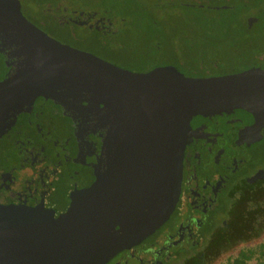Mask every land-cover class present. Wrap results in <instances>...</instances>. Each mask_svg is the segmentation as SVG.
Wrapping results in <instances>:
<instances>
[{"label": "flooded vegetation", "instance_id": "1", "mask_svg": "<svg viewBox=\"0 0 264 264\" xmlns=\"http://www.w3.org/2000/svg\"><path fill=\"white\" fill-rule=\"evenodd\" d=\"M59 1L55 7L47 4L52 18L45 20L37 13H24L26 2L35 10L38 4L18 0L26 19L49 37L114 65L135 71L172 66L188 76L202 71L197 77L264 70V0L256 4L216 0L217 5L208 6L218 12L214 18L191 21L201 54L213 55L197 65L184 57L185 49L179 56L180 42L163 34L161 46L152 44L147 54L173 59L141 60L138 52L122 50L126 38L141 39L137 24L109 12L105 5L93 10L86 3L78 7L80 0ZM174 5L193 6L183 0ZM146 39L153 41L152 36ZM221 43L224 51L218 49ZM59 63L53 60L49 66ZM43 65L40 40L0 21V83L21 75L18 82L0 87V204L40 207L57 218L68 209L72 196L91 186L117 157L123 195L145 198L137 219L161 205L167 195L162 154L146 149L124 123L114 128V115L96 92L77 89L67 78L48 97L36 95L30 101L19 93L32 75L30 70ZM190 127L191 140L182 152L183 182L172 212L151 234L104 264H192L216 245L219 229L229 225L232 214L263 212L264 129L254 126V116L233 108L196 115ZM118 230L115 225L110 232Z\"/></svg>", "mask_w": 264, "mask_h": 264}, {"label": "water", "instance_id": "2", "mask_svg": "<svg viewBox=\"0 0 264 264\" xmlns=\"http://www.w3.org/2000/svg\"><path fill=\"white\" fill-rule=\"evenodd\" d=\"M0 21L36 37L44 47L45 65L30 70L19 93L30 101L36 95L48 97L67 78L77 89L96 92L111 109L114 128L124 123L146 149L162 154L167 189L164 202L137 219L145 198L123 195L115 157L57 218L40 207L0 204V264H104L151 234L172 212L183 182L182 152L191 140L192 117L242 108L254 116L257 129H264L263 69L205 77L184 75L172 66L135 71L49 37L26 19L18 0H0ZM53 60L62 63L49 66ZM115 225L120 230L111 233Z\"/></svg>", "mask_w": 264, "mask_h": 264}, {"label": "rangeland", "instance_id": "3", "mask_svg": "<svg viewBox=\"0 0 264 264\" xmlns=\"http://www.w3.org/2000/svg\"><path fill=\"white\" fill-rule=\"evenodd\" d=\"M107 1V0H106ZM182 0H136L139 5L143 6V8L146 9L147 13H140L139 7L137 4L133 6V8H136L137 10H131L129 13L124 14L126 20H130L131 24H137L138 29L140 28L139 34H141V39H135L132 38H126L125 42H122V50L131 51L134 50L135 52L139 53V56L141 60H149L151 58L158 59V58H164L166 60H172L173 58L166 54H159V55H148V51L150 47L153 45L160 44L159 41H161L160 32L155 31L154 27H161L166 35V37H169L170 40H176L180 42V44L177 45L179 50V56L181 55L180 51L186 50L183 54L184 57L188 58V61L193 63L194 65L201 64L210 58H213L212 54L208 55H202L200 51H202V48L199 47L197 44V40L192 37V31L195 30L194 27L191 25V20L193 19V15L198 12L197 5H202L203 15L206 14L209 16L217 15L218 12H216L213 9H208V6L217 5L218 2L216 0H183L185 4L193 5L192 7H180L177 8V5H174V3H178ZM263 0L260 1L262 3ZM86 3L88 4L91 9H100V6H106L108 8V5L106 2L103 3L102 0H80V3L78 4V7L82 4ZM172 3V5H171ZM26 7H24V13L25 15H29V13L34 12V7L28 2ZM126 7H131V5H126ZM260 8V7H259ZM262 8L264 6L262 5ZM200 13V11H199ZM147 17L149 18H146ZM201 15V14H200ZM167 18H171L172 21L168 22ZM149 19H151V23L147 22ZM202 20H206L201 15ZM178 20L184 21L183 24L178 23ZM156 25V26H155ZM191 25V26H190ZM152 26V27H150ZM150 28H153L151 30ZM199 30V29H198ZM194 32V31H193ZM195 33V32H194ZM152 36V40L150 42V39H146V37ZM172 37V39H171ZM173 41V43H178ZM125 45V46H124ZM161 46V44H160ZM131 48V49H130ZM189 49V50H187ZM220 51H224L226 47L221 43V45L218 48ZM198 52V53H197ZM124 56V55H122ZM143 56V57H142ZM203 56H206L204 58ZM186 58V60H187ZM194 61H191V60ZM199 61H198V60ZM144 60V61H145ZM197 61V62H196ZM196 76H199L200 73H203L202 71H195ZM253 222L257 223L256 226H253ZM264 237V221H262L259 218L253 219L251 221H246L241 224V226L238 228L236 232V236L234 240H232L227 246H225L222 249L215 250L212 252L206 262L207 264H221L222 261L230 254L234 253L236 249L242 245L254 243L259 241Z\"/></svg>", "mask_w": 264, "mask_h": 264}, {"label": "trees", "instance_id": "4", "mask_svg": "<svg viewBox=\"0 0 264 264\" xmlns=\"http://www.w3.org/2000/svg\"><path fill=\"white\" fill-rule=\"evenodd\" d=\"M102 1L103 3L106 2L107 5H109L108 6L109 12L115 13V15L119 17H124L125 16L124 14L129 13L131 10H134V11L137 10L136 8H133V6L135 4L139 5V3L136 2V0H107V1L102 0ZM260 1L261 0H248L249 3H255V4L259 3ZM32 2H34L35 4H38V7H36L37 10H35L34 13L39 14L42 19L48 20V19H51L52 16L49 13V11L46 9L47 4H50L51 7H55L59 4L60 1L59 0H32ZM126 5H131V7H126ZM195 7H197L196 10H198V12H196V14L193 15V19L191 21H197V23L198 22L200 23V21L202 20L201 15L205 19L214 18V16H209V14L203 15L202 10L204 6L197 5ZM138 9L140 13H143V12L147 13L146 9L143 8L142 5ZM146 18H149V17H147L146 15ZM194 28L196 29L195 26ZM159 29H162V28L159 27ZM205 29L207 30V26H204V31ZM160 34H164V32H160ZM200 34L203 35L204 33L200 32ZM191 61H194V60H191ZM190 75H194V74H190ZM255 213L256 212L249 213L247 214L248 216L243 213L232 214L229 218V225L227 227L223 226L219 229L218 231L219 233L217 235L218 240H217L216 245H214L213 247H218L219 249H222L225 246H227L232 240H234L236 236V232L242 223L246 221H251L256 218H259L262 221H264V209L262 213H258V214H255ZM256 225L257 223L253 222V226H256ZM226 228L228 232L225 234L224 231L226 230ZM213 247L205 249L204 252L200 254V256L195 258L192 264H207L206 260L208 256L213 252L212 251ZM221 264H264V237L257 242L245 244V245L238 247L236 251L228 255L222 261Z\"/></svg>", "mask_w": 264, "mask_h": 264}]
</instances>
